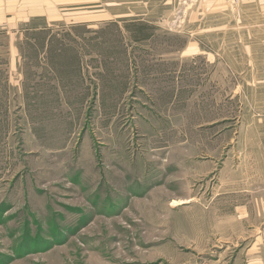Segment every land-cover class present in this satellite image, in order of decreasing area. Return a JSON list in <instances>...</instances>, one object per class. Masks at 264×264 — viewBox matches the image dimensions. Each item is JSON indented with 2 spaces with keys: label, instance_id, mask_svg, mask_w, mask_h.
Instances as JSON below:
<instances>
[{
  "label": "rangeland",
  "instance_id": "rangeland-1",
  "mask_svg": "<svg viewBox=\"0 0 264 264\" xmlns=\"http://www.w3.org/2000/svg\"><path fill=\"white\" fill-rule=\"evenodd\" d=\"M260 228L264 0L0 16V264H245Z\"/></svg>",
  "mask_w": 264,
  "mask_h": 264
},
{
  "label": "crops",
  "instance_id": "crops-1",
  "mask_svg": "<svg viewBox=\"0 0 264 264\" xmlns=\"http://www.w3.org/2000/svg\"><path fill=\"white\" fill-rule=\"evenodd\" d=\"M61 1L75 2L77 0H0V16H10L15 19L21 17L23 21H33V19L39 17L46 18L51 15V12L53 13V10L58 8ZM79 1L90 2L91 4V2L97 0ZM254 233L250 251L245 258V264H264V228H260L258 232Z\"/></svg>",
  "mask_w": 264,
  "mask_h": 264
}]
</instances>
